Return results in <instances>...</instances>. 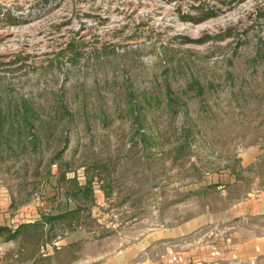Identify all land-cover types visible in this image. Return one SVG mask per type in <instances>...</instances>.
<instances>
[{"label": "rangeland", "instance_id": "rangeland-1", "mask_svg": "<svg viewBox=\"0 0 264 264\" xmlns=\"http://www.w3.org/2000/svg\"><path fill=\"white\" fill-rule=\"evenodd\" d=\"M193 78L200 84L189 88ZM126 79L137 93H165L169 83L186 100L175 115L146 109L156 147L132 148ZM61 90L79 107L83 94L73 96L87 92L92 128L72 132L65 158L75 157L71 177L83 181L85 166L98 174L94 197L99 187L107 199L87 225L101 233L180 216L182 186L225 168L264 188V0H0V92L49 107ZM188 133L191 151H174ZM14 160L0 162V197L12 213L48 194L74 208L57 166L40 184Z\"/></svg>", "mask_w": 264, "mask_h": 264}, {"label": "crops", "instance_id": "crops-1", "mask_svg": "<svg viewBox=\"0 0 264 264\" xmlns=\"http://www.w3.org/2000/svg\"><path fill=\"white\" fill-rule=\"evenodd\" d=\"M97 188L96 202L103 205L106 195ZM181 191L188 198L182 214L167 213L161 222L144 218L115 229L107 225L106 233L81 224L51 242L6 240L1 234L0 264H264L263 187L225 168ZM6 196L0 197V227L15 230L65 210L48 194L15 215Z\"/></svg>", "mask_w": 264, "mask_h": 264}, {"label": "trees", "instance_id": "trees-1", "mask_svg": "<svg viewBox=\"0 0 264 264\" xmlns=\"http://www.w3.org/2000/svg\"><path fill=\"white\" fill-rule=\"evenodd\" d=\"M212 15V12L208 14V16ZM198 84L200 82L193 78L188 86L193 88ZM131 86L129 79H126L125 84L122 85L128 93L125 111L132 118L131 123L134 129L136 128L135 134L138 135V140L132 138V148L135 149L141 145L143 148L156 147L157 138L153 126L149 123L150 120H147L146 113L149 112L146 109L157 107L155 111H159L160 106L164 105L168 107V112L175 115L179 110L178 105H185L186 100L169 83L165 85V93L160 91V88L151 92L137 93ZM198 89V94L201 95L204 90L203 85H199ZM51 93L54 95V103L44 107L37 106L33 98L25 96L15 98L11 94L4 95L0 92V162L4 163L10 158L13 160L15 158V164L23 161L25 172L28 173L31 168L34 181L40 184L45 181V176L53 175V167L57 166L58 172L54 175H59L60 186L65 187L66 197L73 200L75 205L73 209L67 208L56 214H46L34 223L21 224L15 230L0 227V235H5L6 240H17L22 237L29 243H35L41 239L44 242H51L76 230L81 224H87L92 206L96 202L93 189L96 183L94 176L98 174L90 176L88 166H85L82 167L83 181L77 175L71 177L69 173L76 172L72 170L75 157L65 158V152L70 147L72 132L76 131V135L80 138V132L84 130L89 132L92 128L87 120L90 118L86 108L87 92L78 91V94L73 96L77 100L83 94L84 104L81 107L71 105L67 91H51ZM105 112L104 110L100 112L99 117L106 124L109 114ZM117 114L120 116V111ZM80 119L85 122H79ZM189 134L174 151L181 153L187 146L191 151ZM83 147L86 148L87 144ZM105 165V163L97 162L93 168L97 169ZM104 189L109 195L110 190H107V186Z\"/></svg>", "mask_w": 264, "mask_h": 264}]
</instances>
